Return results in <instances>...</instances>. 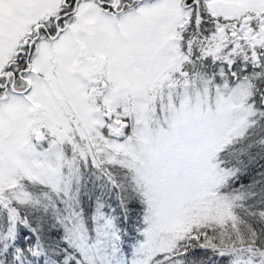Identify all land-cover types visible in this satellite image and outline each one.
<instances>
[{"label": "snow or ice", "instance_id": "obj_1", "mask_svg": "<svg viewBox=\"0 0 264 264\" xmlns=\"http://www.w3.org/2000/svg\"><path fill=\"white\" fill-rule=\"evenodd\" d=\"M0 264H264V0H0Z\"/></svg>", "mask_w": 264, "mask_h": 264}]
</instances>
